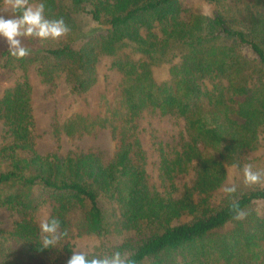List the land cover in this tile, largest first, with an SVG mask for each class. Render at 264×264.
<instances>
[{
    "label": "trees",
    "instance_id": "obj_1",
    "mask_svg": "<svg viewBox=\"0 0 264 264\" xmlns=\"http://www.w3.org/2000/svg\"><path fill=\"white\" fill-rule=\"evenodd\" d=\"M206 1L208 11L181 0H45L46 16L63 18L69 33L24 40L31 54L19 60L0 47V68L25 72L0 95L9 138L0 146V207L19 215L0 229V264H67L72 238L84 235L102 239L90 255L120 251L133 264H264V215L255 207L264 182L229 181L233 165L264 170V0ZM101 55L121 76L115 90L100 95L98 110L56 121L54 132L105 129L115 152H39L29 67L83 95L97 83ZM146 114L184 123L173 147L154 137L158 183L141 137ZM191 172L181 188L178 177ZM231 184L229 197L221 189ZM233 201L245 219H233ZM45 204L67 230L47 249L35 218Z\"/></svg>",
    "mask_w": 264,
    "mask_h": 264
},
{
    "label": "rangeland",
    "instance_id": "obj_2",
    "mask_svg": "<svg viewBox=\"0 0 264 264\" xmlns=\"http://www.w3.org/2000/svg\"><path fill=\"white\" fill-rule=\"evenodd\" d=\"M182 5L187 8L196 6L203 11L211 9L212 5L206 0H181ZM6 19L12 18V13L3 12ZM85 36L83 32L77 35V44L82 42ZM7 46L3 39H0V47ZM250 54V51H246ZM98 66V80L92 90L78 95L70 94L69 85L63 77L57 80L56 86L44 80L38 73L36 67L30 66L26 72L33 87V109L36 116V148L41 153L59 152L66 154L69 151H88L100 150L107 156H112L115 152V142L108 130H101L97 135L84 134L81 136L70 137L65 134L56 135L54 132V123L63 120L75 110L96 111L99 108L100 95L103 92L113 93L115 87L120 80V74L116 69L111 67V60L106 55H101ZM161 73V72H160ZM25 72L22 69L9 70L0 68V95L3 90L15 83ZM142 122V140L148 151V171L152 177V181L159 182L157 163L159 161V151L154 144V137L168 147L177 145L181 138L183 124L179 119L170 115L161 116L158 114H146L141 120ZM9 138L5 136L4 125L0 121V146L7 142ZM262 149L260 152H263ZM260 154L256 153L255 155ZM264 168V161L259 162ZM194 177V173L184 174L178 177L177 183L183 188L186 182H190ZM242 180V170L237 167L229 169L230 183L238 184ZM264 182V181H262ZM243 186V185H242ZM255 207L259 214L264 215V200L255 202ZM53 205L45 204L36 213L35 218L38 223L41 217L48 213L51 215ZM19 219V215L10 211L5 207H0V229L10 230L14 227L15 222ZM110 240L118 242L123 236L111 235ZM74 248H82L88 253L93 252L98 247L102 239L97 236H76L72 238Z\"/></svg>",
    "mask_w": 264,
    "mask_h": 264
},
{
    "label": "clouds",
    "instance_id": "obj_3",
    "mask_svg": "<svg viewBox=\"0 0 264 264\" xmlns=\"http://www.w3.org/2000/svg\"><path fill=\"white\" fill-rule=\"evenodd\" d=\"M45 0H0V13L11 12L12 18L6 19L0 14V39H3L10 56L19 60L31 54V49L23 43L26 39L40 41L59 40L66 36L70 29L63 18L50 19L45 14ZM237 167V165H233ZM243 183L247 186L257 185L264 181V170L254 169L248 163L242 168ZM221 191L231 197L236 193L235 184L224 186ZM234 220H243L247 213L240 208L237 201L230 205ZM40 246L54 248L61 245L67 237V230H62L58 217L45 213L39 221ZM67 264H133L131 258L120 251L111 254L90 255L82 248H73V254Z\"/></svg>",
    "mask_w": 264,
    "mask_h": 264
}]
</instances>
